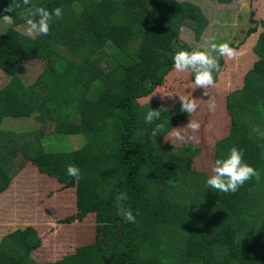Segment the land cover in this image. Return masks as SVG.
I'll use <instances>...</instances> for the list:
<instances>
[{
  "label": "trees",
  "instance_id": "obj_1",
  "mask_svg": "<svg viewBox=\"0 0 264 264\" xmlns=\"http://www.w3.org/2000/svg\"><path fill=\"white\" fill-rule=\"evenodd\" d=\"M10 2L0 0V19H15L12 26L0 21V73L9 77L0 89V193L31 163L57 185L75 189L76 214L64 223L78 222L87 213L105 218L107 212L108 217L95 235L99 248L77 246L52 262L32 257L42 243L34 227L16 229L0 240V264H264V136L254 131L264 132V21L252 47L257 60L242 87L225 97L228 131L214 143L213 164L232 146L241 149V143L256 153L252 167L260 179L239 188L243 194L235 198L238 212H233L210 195L207 175L158 169L147 158L152 130L162 125L158 135L163 137L189 116L180 110L181 102L164 108L146 99L174 69L175 52L196 47L178 36L185 26L199 40L208 21L196 5L176 0H31L30 6L49 11L61 7L62 17L54 18L48 35L30 38L18 29L25 28L23 9L4 12ZM30 61L42 62L43 69L32 84L24 85L16 73ZM151 108L161 115L148 124L144 116ZM26 111L35 115L37 130L2 128L5 119ZM50 135L75 137L78 146L61 152L49 143ZM161 152L186 160L199 154L187 143L165 145ZM68 164L80 169L81 179L66 174ZM120 193L127 199L118 203ZM120 206L132 210L135 223L118 215Z\"/></svg>",
  "mask_w": 264,
  "mask_h": 264
},
{
  "label": "rangeland",
  "instance_id": "obj_2",
  "mask_svg": "<svg viewBox=\"0 0 264 264\" xmlns=\"http://www.w3.org/2000/svg\"><path fill=\"white\" fill-rule=\"evenodd\" d=\"M176 1H187L196 5L208 21L201 31L198 41L193 39L192 31L185 26L179 29V39L189 46H201L202 48L208 47L207 42L213 38L217 43L230 42V46L236 50L238 55L234 59L219 57L218 63L221 62V67H219L216 76L217 80L220 78L223 85V96L232 90L241 88L244 73L251 68L253 61L257 60V57L252 55L251 51L259 34L263 31L260 24L264 21V0H243V2L241 0H230L227 3L220 2V0ZM244 5H247V7ZM3 28V24L0 22V33H2ZM18 29L24 34L25 28L19 27ZM213 55L216 54L213 53ZM239 64L242 67L234 70ZM95 67L97 68V65ZM42 69V62L30 61L21 64L16 74L24 85H30ZM174 70L162 79V85L155 88L146 100H155L161 103L164 108H169L172 103L171 94L176 95V97L185 95L183 90L188 88L191 72H177ZM233 70L234 73L240 72L239 81L229 85L227 80ZM8 80L9 77L6 74L0 73V89L7 84ZM225 85L230 86V88ZM196 103L198 107L195 114L188 118V122L190 119H194L201 125L197 133H192L195 139H188L191 131L183 128L188 123L182 124L179 122L178 125H182L180 128L187 130V140H191V145L199 151L189 167L203 174L212 175L213 145L218 139L226 135L229 128V118L224 105L220 110L221 114L218 115L214 111H209L208 101L198 100ZM88 109L87 107L86 114L84 113L85 116H87ZM215 111H217L216 108ZM27 114L26 111L18 117L5 119L2 128L16 133L37 130L40 124L35 115L27 116ZM52 136H48L49 143L61 152H69L75 144L78 146V140L75 141V137H73L75 140H72V138L65 136ZM180 143L184 144L186 142L180 141L178 144ZM239 146L243 152L244 161L250 166L255 165L257 162L256 153L250 154L245 144L241 143ZM157 147L158 145L156 146L153 141L150 147L151 152ZM214 192L215 197L219 198L218 200L222 201L231 211L238 212L235 198L243 194L240 189L235 193H223L212 189V193ZM72 204L73 207L69 208ZM75 206V189L71 187L63 188L61 185H57L54 178L46 174H40L36 166L28 163L11 179L8 188L0 193V240L4 235L16 229H24L27 226L34 227L41 236L42 243L40 248L34 251L32 257L39 263L59 260L62 256L73 253L77 246L92 244L99 248V242L95 235L100 227L107 224V212L105 218L94 217V214L87 213L78 222L64 223L65 218L76 214V211H74ZM53 220L60 225L58 229L51 227ZM82 234L85 236L81 237ZM76 235H78V238H76Z\"/></svg>",
  "mask_w": 264,
  "mask_h": 264
},
{
  "label": "clouds",
  "instance_id": "obj_3",
  "mask_svg": "<svg viewBox=\"0 0 264 264\" xmlns=\"http://www.w3.org/2000/svg\"><path fill=\"white\" fill-rule=\"evenodd\" d=\"M241 2H243V0H241ZM30 3L31 0H11L7 8L4 9V12H15L16 9H23L20 18L25 21L24 34L30 38H35L37 35H48L54 18L60 19L62 17V8L56 7L52 11H49L45 7L30 6ZM244 6L247 7V5ZM0 21L8 26H12L15 23L14 16L11 15H3ZM207 43L208 47L206 48L196 46L190 50L181 49L176 51L172 57L175 71H190L193 73L195 89L202 88L204 90L203 95L205 96H209L207 90L215 86L213 72L219 71V57L234 59L238 55L236 50L230 46V42L225 41L217 43L213 38ZM213 53L216 55H213ZM178 96L181 101L180 110L191 117L198 107L196 99L189 95ZM208 107L209 111H215V101L210 99ZM160 115L161 110L151 108L144 116V121L145 123L151 124L154 120H158ZM162 127V125L158 124L156 128L152 130L151 139L154 142L157 140L158 133ZM200 127L201 125L197 120L190 119L188 124L183 128L190 130L191 133L194 134L200 130ZM254 131L264 136V132H261L260 129H255ZM171 135L177 140L185 141L186 133L182 134L181 131L175 130ZM188 139H195V136H189ZM211 171L212 175L206 179L207 186L223 193H235L248 180L255 178L259 181L260 179V174L254 167L244 161L242 150L236 146H232L226 154H222L217 158L214 161ZM66 174L70 177H74L77 181L81 179L80 169L74 164L67 165ZM126 199V193H120L116 197L118 203ZM118 215L122 216L129 223H135L136 221V216L133 215L131 209H124L120 206ZM51 227L53 229H58L60 225L53 220L51 222Z\"/></svg>",
  "mask_w": 264,
  "mask_h": 264
},
{
  "label": "crops",
  "instance_id": "obj_4",
  "mask_svg": "<svg viewBox=\"0 0 264 264\" xmlns=\"http://www.w3.org/2000/svg\"><path fill=\"white\" fill-rule=\"evenodd\" d=\"M252 55H254V54H252ZM242 62H244V61H242ZM253 64H254V61H253L252 65H251V68H252ZM241 67H242V65L239 64V65H237V68H234V70H238ZM250 69H248L244 73V75L242 77V83H243V79H244L245 74ZM234 70H233V72H231V76L227 80L229 85H231V83L239 81L238 76L240 75V72H235L234 73ZM189 78H190V76H189ZM225 86L230 88V86H227V85H225ZM222 88H223V85L221 84L220 78H219L215 82V86L211 87V88H209L207 90L209 92V96H205V95H203L204 90L202 88H196L195 89V85H194L193 81L189 80L188 81V88L186 90H183V93L185 95L187 94L189 96H193V98L196 99V101L201 100V101L210 102V99L214 100L215 104H216V109H217V111H214V112H216L219 115V114H221L220 110L223 108V105L225 106V97L227 95V94L225 96L222 95V90H224ZM171 97H172L171 98V102L172 103L174 102L173 104L181 102L180 99H179V96L176 97V95H172L171 94ZM193 114H195V113H193ZM224 116H225V113H224ZM189 117L190 116H188V118ZM188 118L182 120L180 123H182V124L188 123ZM229 123H230V120H229ZM181 126L182 125H178L177 124L176 127L178 129L176 127L173 128L172 130H170L163 137H160L158 135L157 136V140L154 142V143H156V146L158 145V147L156 149H153L152 152L150 150V147H151V144L153 143V140L151 139L150 143L148 144V149H147V158H148V162H149L150 165H152L153 167H156L158 169H162L163 167H174V168H179V169H192L189 166H191L192 162L194 161V158L192 160L191 159L190 160H186V159L168 158V157L163 156L162 152H161L165 145H173V146H176V147H179V146L183 145V143L178 144L180 142V140H177L174 136L171 135L173 133V131H175V130L181 131L182 134L187 133V130H184V129L180 128ZM192 135L193 134L191 133L190 136H192ZM185 141H186L187 144L191 145V140H189V141L187 140V134L185 135ZM186 143H184V144H186ZM213 150H214V145H213ZM212 166H213V164H212ZM205 175H207L208 177L210 176V174H205ZM208 192L215 199H219V198L215 197V195H214L215 192L212 193V188L209 187Z\"/></svg>",
  "mask_w": 264,
  "mask_h": 264
}]
</instances>
